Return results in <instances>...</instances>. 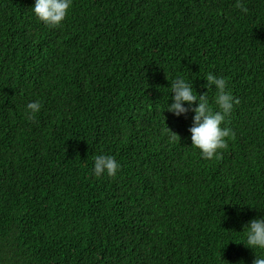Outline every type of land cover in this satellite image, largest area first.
I'll use <instances>...</instances> for the list:
<instances>
[{
	"label": "trees",
	"instance_id": "obj_1",
	"mask_svg": "<svg viewBox=\"0 0 264 264\" xmlns=\"http://www.w3.org/2000/svg\"><path fill=\"white\" fill-rule=\"evenodd\" d=\"M239 2L73 0L51 27L35 0H0V264H253L264 0ZM208 73L236 101L211 160L191 145V108L166 109L182 76L218 110ZM101 154L121 163L115 178L94 175Z\"/></svg>",
	"mask_w": 264,
	"mask_h": 264
},
{
	"label": "clouds",
	"instance_id": "obj_2",
	"mask_svg": "<svg viewBox=\"0 0 264 264\" xmlns=\"http://www.w3.org/2000/svg\"><path fill=\"white\" fill-rule=\"evenodd\" d=\"M72 4L73 0H35L32 11L45 25L58 27L68 16ZM236 6L246 11L239 0ZM205 80L207 83L203 87L208 91L213 85L215 86L218 93L215 97L218 110H214L210 105L207 98L208 92L198 94L193 81L190 82L182 76L176 77L171 82V93L174 95L171 97L172 103H167L166 109L179 117L191 108L194 113L193 123L189 129L191 145L200 151L203 159L211 160L219 158L221 149L228 148V138L233 133L230 128L222 127V125L226 124V118L232 113L236 101L231 92L226 91L225 78L208 73ZM186 104L188 107H185ZM41 109L40 101L28 102L25 107L28 119L34 120ZM176 139V135L169 136L170 142H175ZM121 167V163L114 156L101 154L95 156L92 171L97 178L104 174L115 178ZM243 232L245 234L243 244L256 254L253 264H264V217L250 220L244 225Z\"/></svg>",
	"mask_w": 264,
	"mask_h": 264
}]
</instances>
